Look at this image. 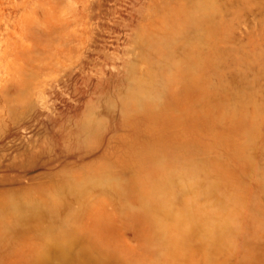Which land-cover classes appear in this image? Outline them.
Wrapping results in <instances>:
<instances>
[{"label": "rangeland", "instance_id": "obj_1", "mask_svg": "<svg viewBox=\"0 0 264 264\" xmlns=\"http://www.w3.org/2000/svg\"><path fill=\"white\" fill-rule=\"evenodd\" d=\"M0 81V264H264V0H0Z\"/></svg>", "mask_w": 264, "mask_h": 264}, {"label": "bare ground", "instance_id": "obj_2", "mask_svg": "<svg viewBox=\"0 0 264 264\" xmlns=\"http://www.w3.org/2000/svg\"><path fill=\"white\" fill-rule=\"evenodd\" d=\"M204 233H205V231H204ZM196 235H198V234H196ZM56 252H57L56 254H57L58 264H94V262H92V260L91 259H88V258H83L79 262L78 261L75 262L74 261V258H73L74 252H73V246L72 245H63V246H60L59 248H57V251ZM86 257H89V256H86ZM45 264H52V262L48 261Z\"/></svg>", "mask_w": 264, "mask_h": 264}]
</instances>
